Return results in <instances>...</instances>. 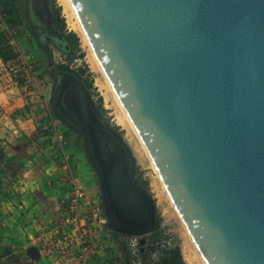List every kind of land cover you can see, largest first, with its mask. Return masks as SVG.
<instances>
[{
    "label": "water",
    "instance_id": "water-1",
    "mask_svg": "<svg viewBox=\"0 0 264 264\" xmlns=\"http://www.w3.org/2000/svg\"><path fill=\"white\" fill-rule=\"evenodd\" d=\"M71 2L207 264H264V0ZM58 81L52 105L84 136L110 228L150 231L131 151L76 78Z\"/></svg>",
    "mask_w": 264,
    "mask_h": 264
},
{
    "label": "rangeland",
    "instance_id": "rangeland-1",
    "mask_svg": "<svg viewBox=\"0 0 264 264\" xmlns=\"http://www.w3.org/2000/svg\"><path fill=\"white\" fill-rule=\"evenodd\" d=\"M15 3L17 5V12L20 9L17 16L19 15L18 17L23 19L21 21L23 26L20 28L15 27L14 30H11V33L8 32L7 34L11 38L12 35H16L18 31L27 32L30 42L28 44L29 48L25 47L22 48V50L36 47L45 58L41 64L34 67L30 66L31 64L28 65L27 62L23 64L25 68L22 69L21 67L23 65L16 68L14 66L15 63L10 67L1 66L0 98L4 95H6L5 97L11 98H13L14 95L21 96L24 99L30 98L32 100V103L30 102L32 108L26 109L24 107L22 111H31L34 115L38 112L42 115L43 119H48L50 121L51 118H53L57 121L59 127L63 126V128L60 129L61 133H67V138L64 135L62 138L57 136V143H59L61 149L64 148V150L67 151L65 152L67 157L63 154L62 158L59 157L56 160H58L59 164L63 163L67 166L65 175L66 181H68L71 186H73L74 182L81 185L90 199L97 198L95 204L90 203L84 205L85 209L87 207L91 211L92 209L94 210L95 206H99L100 213H106L100 175L87 154L84 136L75 128H73V130H68L67 126L54 114L55 108L52 106L53 91L56 87L57 81L59 80V83L62 78L73 77L72 74L64 75L53 71L54 65L67 62V57L62 51L64 48L62 42L63 31L60 28L62 21H58L56 18V9L60 8V15L64 19L66 30L74 31L78 34L81 41V48L84 52V58L75 59L71 67L74 69L81 66L86 67L84 79L92 80L93 88L86 87L82 81H78L86 91L90 106L100 123L106 128L115 131L131 151L134 157L133 174L136 178L139 177V184L146 190L152 200L154 206V224L150 231L135 235L111 230L113 236H111V239H109L108 242H103L100 238L99 246L102 245L101 249L103 250V253L109 257L108 259L110 260V263L161 264L164 252L170 247L178 246L182 251L183 259L186 264H204L197 248L191 241L181 218L171 205L160 179L155 175L152 163L141 145L136 132L131 125L123 119L122 111L111 89L108 87V83L100 67L94 59L89 45L84 40L82 32L73 28L69 12L66 11L63 1L15 0ZM8 22H10L9 17ZM33 41L35 42L34 44H32ZM10 44L13 48L15 47L19 54L21 53V47L13 42ZM14 70L17 71L13 73ZM45 86L52 87L51 99H44L45 96L42 94V91ZM59 86L60 84L57 88L58 93L60 91ZM29 92L33 93L29 95ZM99 96H102L103 98L101 103L98 101ZM42 105L43 107H41ZM22 111L19 112V114L23 113ZM4 114L5 112L0 109V125L9 130L8 126L4 123ZM10 117L11 120L15 119L14 114H11ZM11 123L13 122L11 121ZM47 124H49V122H47ZM44 130L46 129H42V131ZM3 131L4 132H0V136L2 135V138H0V147L5 156L3 160H0L4 163L1 172L4 178L3 182L11 185L12 182L13 184L15 183L14 178L16 176H19V178L23 180L26 178L24 174L27 168H30L31 166L33 168L36 165V160L33 159L35 152L27 149L33 147L32 144L34 141L31 140L30 145L24 147L26 149L23 150L22 148L15 146L17 144L16 137H12V134L5 132V130ZM34 135H37V132L32 134V136ZM59 141H61V143ZM19 149L21 153L18 152ZM80 162H82V165ZM79 167H81V169H79ZM84 171L85 173L89 172V175L83 173ZM30 176L31 175L29 174L28 177ZM37 176L38 174H33L32 177L35 178ZM90 176H92L93 183V186L91 187H89L88 180V177ZM71 191L72 187H70V194ZM2 193H9V191L6 188ZM98 225L102 226L95 222V224H92L89 227V230L92 232L90 237L91 241H93V238L95 239L94 235H99L97 234L99 232L96 233V231L100 230V226ZM134 238H137L138 241L139 250L137 255L132 254L131 239Z\"/></svg>",
    "mask_w": 264,
    "mask_h": 264
},
{
    "label": "crops",
    "instance_id": "crops-1",
    "mask_svg": "<svg viewBox=\"0 0 264 264\" xmlns=\"http://www.w3.org/2000/svg\"><path fill=\"white\" fill-rule=\"evenodd\" d=\"M0 4L1 10L6 8L11 11L10 22H8V19L5 20V25L0 26V32L11 33V30H14L15 27H22L23 23L21 21L23 19L19 18V15L17 16L20 9L17 12L15 0H0ZM12 42L21 47V53L16 60L3 62L0 59V68L1 66L10 67L14 63H17L14 66L18 68L25 62L34 67L43 62L45 57L36 47L22 50L25 47L29 48L28 44L30 42L27 32L18 31L16 35H12L10 43ZM34 43L33 41L32 44ZM22 68H25V66L23 65ZM16 71L14 70L13 73ZM32 93L29 92L28 94L31 95ZM42 94L45 96V100L46 98L51 99L52 87L45 86ZM5 96L0 98V109L5 112L3 115L4 123L9 130L0 125V132L5 130V132L12 134V137H16L17 144L15 146L23 150L26 149L24 147L30 145L31 140L34 141L33 147L27 149L35 152L33 159L36 160V165L33 168L32 166L27 168L24 174L26 178L22 180L19 176H16L14 178L15 183L13 184L12 182L9 185L3 182L4 178L1 171L4 163L0 161V264H60L58 253L57 256L47 255L43 251L47 245L52 243L53 239L59 236V219L63 215L64 203L70 196V187L72 186L65 178L67 166L63 163L59 164L58 160H56L59 157L62 158L67 151L59 147L56 134L49 127L50 125L47 124L49 122L48 119H43L38 112L34 115L31 111H22L24 107L26 109L32 108L30 105L32 100L30 98L24 99L18 95H14L13 98ZM21 111L23 113L19 114ZM11 114H14V121L11 120ZM62 128L63 126L59 127V129ZM42 129L46 130L42 131ZM35 132H37V135L32 136ZM63 135L65 136V133ZM0 138H2V135ZM59 142L61 143V141ZM18 152L21 153L20 149ZM65 156L67 157L66 154ZM80 164L82 165V162ZM29 174L31 175L30 177H28ZM33 174H38V179L37 177H35L36 179L33 178ZM85 174L89 175V172ZM88 178L89 187H91L93 186L92 176ZM6 188L9 193H2ZM95 202H97V198L90 199L87 196L83 204V213L89 214L88 212H90L87 207L86 209L84 208V205L95 204ZM103 215L106 217V213H103ZM92 224H94L92 220L87 221V228L89 229ZM111 230L109 224L100 227L99 231L95 230L96 233L99 232L97 233L99 235H94L95 239L93 238L91 243L88 256L89 264H111L109 257L101 249L102 245L99 246L100 238L103 242L109 241L104 235L109 231L111 233ZM32 249H36L39 253L37 257L31 254ZM77 252V247L74 246L72 255L77 254ZM62 258L63 256H61ZM75 264L80 263L77 261Z\"/></svg>",
    "mask_w": 264,
    "mask_h": 264
},
{
    "label": "built area",
    "instance_id": "built-area-1",
    "mask_svg": "<svg viewBox=\"0 0 264 264\" xmlns=\"http://www.w3.org/2000/svg\"><path fill=\"white\" fill-rule=\"evenodd\" d=\"M6 14L0 9V26L5 25ZM57 121L53 118L49 121V127L58 136L62 138ZM62 140V139H60ZM85 189L77 184L73 183L72 191L64 203V213L59 219L58 231L59 236L53 239L52 243L44 248L47 255H55L57 253L60 257V264H75L77 261L80 264H89L88 256L91 248V232L87 228V221L93 220V223L97 222L104 227L108 225V219L100 213L99 206H95L89 214L83 213V204L86 200ZM105 238L107 240L111 239L110 231L105 233ZM74 246L77 247V254L72 255ZM132 254H138V241L137 238L131 239ZM56 253V254H55ZM61 256L63 258L61 259Z\"/></svg>",
    "mask_w": 264,
    "mask_h": 264
},
{
    "label": "trees",
    "instance_id": "trees-1",
    "mask_svg": "<svg viewBox=\"0 0 264 264\" xmlns=\"http://www.w3.org/2000/svg\"><path fill=\"white\" fill-rule=\"evenodd\" d=\"M3 13L6 14V20L11 15V11L9 9L2 10ZM56 18L57 20L62 21V25H60V28L63 31V37L62 42L64 44L63 52L67 57V62L59 63L57 65H54L53 71L55 73H61L64 75L72 74L74 78L77 80H80L84 83L86 87L93 88V81L84 79V75L86 72V67L81 66L78 68H72V63L77 58H84V52L81 48V41L78 34L74 31H67L65 28L64 19L60 15V8L56 9ZM10 36L1 31L0 32V59L3 62H9L11 60H16L19 56V53L12 47L10 44ZM58 87L54 88L53 91V98L56 99L59 95ZM103 100L102 96L98 97V101L101 103ZM53 106V105H52ZM55 108V107H54ZM54 114L67 126L68 130H73V127L70 126L66 120H64L62 117L58 114V109H54ZM65 136L67 138V133H65ZM4 153L2 148L0 147V160H3ZM161 264H186V262L183 259L182 251L178 246L170 247L168 248L162 257Z\"/></svg>",
    "mask_w": 264,
    "mask_h": 264
},
{
    "label": "bare ground",
    "instance_id": "bare-ground-1",
    "mask_svg": "<svg viewBox=\"0 0 264 264\" xmlns=\"http://www.w3.org/2000/svg\"><path fill=\"white\" fill-rule=\"evenodd\" d=\"M62 1H63L64 5H65L66 11L69 12V16H70V18H71L70 21L72 22L71 24H72L73 28H76V29H78L79 31L82 32V36L84 37V40H85L86 43L89 45V47H90V51H91V53L93 54V57H94L96 63H97L98 66L100 67V69H101V71H102V73H103V75H104V77H105V79H106V81H107V83H108V87L111 89V91H112V93H113V95H114V97H115V99H116V101H117V103H118V105H119L121 111H122V117H123V119L126 120V121L131 125V127L133 128V130L136 132V134H137V136H138V138H139V141H140L141 145L143 146V148H144V150H145L147 156L149 157V159H150V161H151V163H152V168H153V170H154L155 175L160 179V182H161V184H162L164 190H165L166 193H167V196H168V198H169V200H170L171 205L174 207V209H175L176 212L178 213L179 217L181 218V221L183 222V225L185 226L186 231H187V233H188V235H189L191 241L193 242V244H194L195 247L197 248V250H198V252H199V254H200V256H201V258H202V260H203V262H204V264H207V262L205 261V259H204L203 255H202V253H201L200 250L198 249V246L196 245V243H195V241H194L192 235L190 234V232H189V230H188L186 224L184 223V221H183V219H182L180 213L178 212V210H177V208H176V205H175V202H174V200H173V198H172L170 192H169V191L167 190V188L165 187V184H164V181H163V179H162L161 173L159 172L158 168L156 167V165L154 164L152 158L150 157L149 152H148V150H147L145 144L143 143V141H142V139H141V136H140L139 132H138L137 129L134 127V125L132 124L130 118L128 117V115L126 114L125 110L123 109V107H122V105H121V103H120V101H119V98H118V96H117V94H116V92H115V90H114V88H113V86H112V84H111L109 78L107 77V75H106V73H105V71H104V68L102 67V65H101V63H100L99 58L97 57V55H96L95 52H94V48H93L92 44L90 43V41H89V39H88V37H87V34H86V32H85V30H84V28H83V24H82V22H81V20H80V18H79V16H78V14H77V12H76V9L74 8V6H73L71 0H62ZM72 20H73V21H72Z\"/></svg>",
    "mask_w": 264,
    "mask_h": 264
},
{
    "label": "flooded vegetation",
    "instance_id": "flooded-vegetation-1",
    "mask_svg": "<svg viewBox=\"0 0 264 264\" xmlns=\"http://www.w3.org/2000/svg\"><path fill=\"white\" fill-rule=\"evenodd\" d=\"M57 85V84H56ZM56 87H58V86H56ZM60 87V86H59ZM60 92V91H59Z\"/></svg>",
    "mask_w": 264,
    "mask_h": 264
}]
</instances>
